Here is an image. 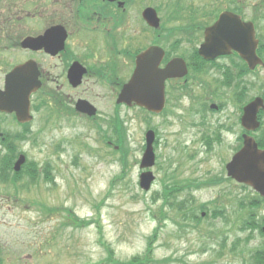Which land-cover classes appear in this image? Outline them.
<instances>
[{"label":"rangeland","instance_id":"rangeland-1","mask_svg":"<svg viewBox=\"0 0 264 264\" xmlns=\"http://www.w3.org/2000/svg\"><path fill=\"white\" fill-rule=\"evenodd\" d=\"M40 60L50 68L49 57L43 55ZM131 68L123 72V78L129 76ZM93 87L101 94L94 97L101 115L93 121L71 112L53 117L54 107L46 108L35 101V119L28 127H0V133L18 134V130H23L20 135L26 141L12 138L11 143L20 146L31 162H48V174H39L31 189L19 193V201L8 200L5 186L0 185V245L5 264H105L106 245L114 249L120 263L151 247L155 258L168 259L158 264H254L250 248L258 246L264 237L256 230L242 229L247 213L238 207L242 200L250 199L252 191L226 180L224 172L225 163L242 143L237 109L232 112L233 121L223 130L221 141L205 149L202 137H209L216 128L207 126L199 114L184 115L181 106L173 113L172 102L165 117H149L125 106L117 110L115 100H110L113 93L109 87ZM184 103L188 100L184 99ZM194 120L206 127H193L197 123ZM110 127H116L113 133ZM148 129L159 133L155 149L158 164L154 167L157 180L150 192H145L139 186V176ZM181 146L187 152H183L186 148L180 151ZM17 151L14 146L11 155ZM174 169L181 178L221 173L225 177L222 184L204 187L192 197L184 192L178 200H194L197 205L217 201L226 207L227 218L219 212L221 209L209 205L204 211L209 212L203 216L205 219H183L184 225L180 226L181 214L176 216L171 211L172 220L162 221L157 235H153L159 225L154 210L162 204L159 197L165 193L162 179ZM42 208L61 212L46 215ZM68 208L82 221L81 227L63 224ZM262 213L264 210L258 212ZM191 223L194 227H190ZM150 239L153 242L149 244Z\"/></svg>","mask_w":264,"mask_h":264},{"label":"flooded vegetation","instance_id":"flooded-vegetation-1","mask_svg":"<svg viewBox=\"0 0 264 264\" xmlns=\"http://www.w3.org/2000/svg\"><path fill=\"white\" fill-rule=\"evenodd\" d=\"M221 1L231 10L236 7L234 0ZM238 2L237 6L242 7L240 14L243 17L240 16L253 20L256 35L260 36L257 52L263 64L253 70L250 69V59L234 48L215 59L203 56L204 32L218 18V0H0V89H4L6 74L21 64L26 74L38 75L42 80L41 95L53 98L55 107L74 111V102L80 97L96 103L94 97L101 94L95 90L94 84L105 89L109 87L113 93L110 100L113 101L128 79L122 77L123 72L133 66L140 52L157 45L164 51L161 67L179 56L189 68H197L196 80L206 83L201 77H213L222 81V89H235L226 97L228 103L220 101L216 104L215 109L221 113L231 107L230 113L222 114L224 123L220 126L227 127L233 121L232 112L236 108L237 125L244 127L242 116L248 107L251 114L256 113L249 127H259L251 134H261V147L264 148V0ZM54 27L65 28L67 34L64 47L56 55L23 47L22 42L29 37L37 38ZM29 45L46 47L39 39ZM43 55L51 59L50 68L41 62ZM74 62L85 70L80 85L76 87L68 78ZM133 67L129 74H132ZM50 84L55 87L51 88ZM205 89L210 88L202 90ZM80 90L83 92H77ZM216 91L225 97L224 91L218 88ZM185 98L190 104L191 99ZM100 114L98 112L97 116ZM28 126V123L19 122L14 112L0 109V127ZM6 138L0 139L2 151L7 153L0 159V185H6L7 190L13 185L14 190L19 191L21 174L12 177L10 147Z\"/></svg>","mask_w":264,"mask_h":264},{"label":"water","instance_id":"water-1","mask_svg":"<svg viewBox=\"0 0 264 264\" xmlns=\"http://www.w3.org/2000/svg\"><path fill=\"white\" fill-rule=\"evenodd\" d=\"M52 31L47 33V37ZM253 29L251 24H244L233 14L225 13L217 24L207 31V41L204 51L209 57H216L222 53H228L231 48L241 51L248 59H252L255 50ZM55 52V51H52ZM163 51L153 46L146 52L140 54L137 59V68L131 80L124 85L119 96V103L132 105L136 103L153 111H161L165 101V81L167 78L181 76L186 73V66L183 60L177 58L172 60L164 69L159 67L163 58ZM254 62L256 60L254 59ZM40 83L33 74H26L24 66H18L7 77L6 91L1 96V104L9 110H16L18 115H29V97L37 90ZM78 109L88 112L85 101L78 103ZM93 114V111H89ZM256 117L255 111L252 114L247 107L243 116V124L248 130L256 127H249L251 120ZM29 120V117L26 118ZM147 148L144 152L141 168H149L155 164V152L153 143L155 132L150 130L146 134ZM25 155H21L16 162L15 169L19 170L25 162ZM229 176L238 182L253 186L264 196V150H259L255 140L245 136L244 147L228 163ZM155 176L152 171L143 172L140 176V185L143 189L149 190Z\"/></svg>","mask_w":264,"mask_h":264},{"label":"trees","instance_id":"trees-1","mask_svg":"<svg viewBox=\"0 0 264 264\" xmlns=\"http://www.w3.org/2000/svg\"><path fill=\"white\" fill-rule=\"evenodd\" d=\"M122 162L124 163L123 164L124 169L126 170L128 166H127V161L125 159V156L122 158ZM221 181H222V178L217 176L216 178H213V179L206 178L201 181H198L197 182L198 185H195L193 183H190L189 181L179 180L176 173H171L170 175H168V177L166 176L165 178L162 179L163 185L165 187V193L164 195H161L159 197V199L163 201V204L159 210V215H160L159 217L164 219L163 218L165 217L164 208L168 206L171 209H175L179 215L181 214L184 220L191 219L194 221H200L201 216L199 215V211L202 209L204 210V208L208 207V204L201 203V205H197L196 201L189 200V199H184L182 201H179L178 200L179 195H177V193H180L184 191L185 189L191 190L193 186H196L199 188L205 185L213 186L214 184H219ZM168 189H173V192L168 193ZM191 194H193V192ZM191 194H189L188 196L192 197L193 195ZM262 202H264L263 199L260 200L258 203L250 202L247 204L246 202H244V200H242L238 204V207L241 209V211H244L247 213V218L244 220V227L242 229L253 230L256 227L263 228L264 216H263V219L260 220L258 218L259 214L257 212ZM185 211H186V214H185ZM59 212H61V210L54 209V210L47 211L46 213L48 215H56ZM219 212L222 213L224 216L226 212V208L223 207ZM213 215L217 216V213H214ZM64 220L65 221L63 224L66 226L77 228L83 225L82 221H80L79 218L76 215H74L73 211L70 209L66 210ZM261 235L264 237V230L262 229H261ZM106 248H107V256L104 260L105 264H107L108 262H111L112 264H158V263L165 262L168 260L167 258H165L164 261H161L155 258L154 252L151 250V247H150L149 249L145 251L144 254L136 255L133 257L132 260L126 261L124 263H120L116 259V254H115L114 249L109 245H106ZM1 250L2 249L0 248V251ZM250 255L252 259L254 260V264H264V240L262 241L261 246H257L256 248L252 249V251L250 250ZM3 260L4 259L1 258V261Z\"/></svg>","mask_w":264,"mask_h":264}]
</instances>
